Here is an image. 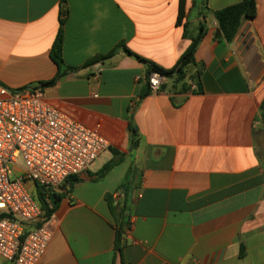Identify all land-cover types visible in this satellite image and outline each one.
I'll list each match as a JSON object with an SVG mask.
<instances>
[{"label":"crops","instance_id":"crops-1","mask_svg":"<svg viewBox=\"0 0 264 264\" xmlns=\"http://www.w3.org/2000/svg\"><path fill=\"white\" fill-rule=\"evenodd\" d=\"M255 1L257 16L228 43L202 0H185L181 22L180 0H0V83L22 89L54 79L51 50L64 19L63 58L79 70L45 88V99L124 155L104 179L96 175L110 149L79 176L54 213L39 264H264V0ZM202 22V92H179L168 80L141 98L147 66L121 46L171 69ZM247 24L251 57L237 42ZM121 209L128 229L119 251Z\"/></svg>","mask_w":264,"mask_h":264},{"label":"built area","instance_id":"built-area-1","mask_svg":"<svg viewBox=\"0 0 264 264\" xmlns=\"http://www.w3.org/2000/svg\"><path fill=\"white\" fill-rule=\"evenodd\" d=\"M167 81L152 73L151 91L161 93ZM111 146L98 129L48 102L43 89L0 83V257L39 264L52 239V219H46L29 184L61 192L70 177L89 171Z\"/></svg>","mask_w":264,"mask_h":264},{"label":"trees","instance_id":"trees-1","mask_svg":"<svg viewBox=\"0 0 264 264\" xmlns=\"http://www.w3.org/2000/svg\"><path fill=\"white\" fill-rule=\"evenodd\" d=\"M202 8L203 11H209L213 14L216 19L219 27L220 34L228 43H233L239 34L243 24L246 20L252 21L257 16V4L255 0H243L242 2L228 6L218 11H210V9L206 5V0H202ZM185 13V0H180V9H179V22L182 21ZM61 27L58 32L57 38L53 44L51 50V59L58 67V73L56 77L50 81L39 83L38 85L30 86L27 88L31 89H45L56 85L60 82L68 72H77L79 69H74L67 67L63 58V29L64 19L60 21ZM207 32V25L205 22H202L199 28V32L195 37H193L192 42L189 48L183 53L178 62L171 69H164L159 65L155 64L152 61L144 59L137 54L133 53L129 49H127L124 45L121 46L130 56H133L143 62L147 66L146 71V79H145V89L141 91V98L146 97L150 93H152L149 78L150 75L154 72H159L161 75L165 76L170 80L175 89H179V92H192V93H201L202 92V83H201V70L198 69V65L196 63L195 55L201 42L203 41ZM186 33V31H185ZM115 54V51L109 53L105 56H98L91 60H89L83 67L87 68L94 64L103 63L104 61L110 59ZM192 82L195 84L196 88H192ZM164 86V85H163ZM164 90L161 89V92ZM261 116L264 120V101L261 105ZM129 130L133 136L131 139L132 146L137 145V140L135 137L137 136V129L130 122ZM110 151L113 154V159L106 163L103 168L97 173L98 179H104L115 167L119 166L124 159V155L118 152L115 149H111ZM81 179L77 176L70 177L66 184L63 187L61 192H55L53 194H49L48 191L44 190L39 186H35V194L34 197L37 202L40 204L42 210L45 212V217L48 221H50L54 213L59 207L62 199L68 195L74 188V186L79 183ZM113 212L117 211V206H113ZM114 212V213H115ZM121 213L117 216V226H116V247L119 251H122V243L125 239L126 234V223L122 220V214H124L125 209H121ZM121 217V218H120ZM119 218V219H118ZM244 248L241 249V254H243Z\"/></svg>","mask_w":264,"mask_h":264},{"label":"water","instance_id":"water-1","mask_svg":"<svg viewBox=\"0 0 264 264\" xmlns=\"http://www.w3.org/2000/svg\"><path fill=\"white\" fill-rule=\"evenodd\" d=\"M237 42L240 44V51L244 55H248L251 57L253 53L256 51L254 47V40L252 38V34L250 32V24H247L243 31L238 36ZM126 239L124 240V244H126Z\"/></svg>","mask_w":264,"mask_h":264},{"label":"rangeland","instance_id":"rangeland-1","mask_svg":"<svg viewBox=\"0 0 264 264\" xmlns=\"http://www.w3.org/2000/svg\"><path fill=\"white\" fill-rule=\"evenodd\" d=\"M107 154V153H106ZM106 154H104L102 157H104ZM18 175V173L14 172L13 174V177H16ZM29 188V191L32 193V194H35V186L33 184H29L28 186Z\"/></svg>","mask_w":264,"mask_h":264}]
</instances>
